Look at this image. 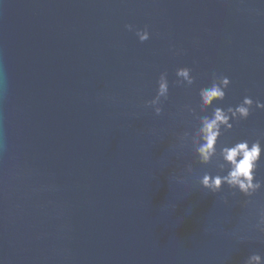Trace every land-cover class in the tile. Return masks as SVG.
<instances>
[{
	"label": "water",
	"instance_id": "water-1",
	"mask_svg": "<svg viewBox=\"0 0 264 264\" xmlns=\"http://www.w3.org/2000/svg\"><path fill=\"white\" fill-rule=\"evenodd\" d=\"M185 66L190 88L175 83ZM165 71L156 115L147 101ZM213 74L231 84L201 112ZM245 96L264 101V0H0V264L264 256V187L211 193L198 178L219 169L182 139L199 127L185 105L211 115ZM233 123L218 147L264 144V109Z\"/></svg>",
	"mask_w": 264,
	"mask_h": 264
},
{
	"label": "clouds",
	"instance_id": "clouds-1",
	"mask_svg": "<svg viewBox=\"0 0 264 264\" xmlns=\"http://www.w3.org/2000/svg\"><path fill=\"white\" fill-rule=\"evenodd\" d=\"M129 31L135 30L141 42L150 38V31L147 26L143 29H136L134 25L126 26ZM178 79L176 84L180 86L192 87L195 84V78L192 75L190 67H179L176 71ZM231 84L230 77L226 75L213 74L211 85L202 88L199 92L201 103L199 105L201 112H207L209 107L214 105L217 100H224L226 89ZM169 97L168 73L162 72L158 80V89L156 95L149 101L148 106L152 107L156 115L163 112V101ZM253 105L264 109V101L253 100L251 96H245L243 101L236 106L213 107L211 115L200 116L190 105H185L184 110L189 112L199 121V127L192 132H185L182 139L190 141L197 154L198 160L202 164L215 162L219 171L213 175L206 172L198 178V182L211 193H218L223 186L227 184L232 189H238L240 192L251 197L254 193L264 187V181L256 179V169L264 157V144L261 139L250 142L249 140L238 141L231 146H219V138L222 134L234 127L233 121L239 123L247 119L252 111ZM3 144L0 143V151L3 150ZM188 172L192 173L194 168L188 165ZM226 174H221L225 173ZM225 201L227 197H224ZM261 232H264V209H261L259 221L256 225ZM245 264H264V256L259 253H252L245 261Z\"/></svg>",
	"mask_w": 264,
	"mask_h": 264
}]
</instances>
